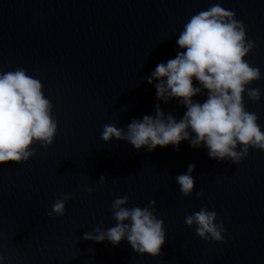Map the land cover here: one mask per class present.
<instances>
[{"label":"water","instance_id":"95a60500","mask_svg":"<svg viewBox=\"0 0 264 264\" xmlns=\"http://www.w3.org/2000/svg\"><path fill=\"white\" fill-rule=\"evenodd\" d=\"M215 4L246 25L255 43L246 59L264 75V0H0V71L22 67L39 79L58 121L51 146L37 144L27 162L0 165L5 264H264V150L250 149L235 164L188 141L178 151L149 152L101 138L105 124L126 127L155 115L157 103L177 119L184 115L178 99L157 101L147 77L181 50L188 20ZM249 87L264 93V78ZM245 105L264 125V95L259 102L245 95ZM190 164L194 191L186 197L175 177ZM65 193L72 195L65 215L50 217ZM125 195L128 207L156 201L167 234L161 256L139 255L126 240L84 239L116 224L112 203ZM204 205L224 221L223 242L206 241L185 223Z\"/></svg>","mask_w":264,"mask_h":264},{"label":"clouds","instance_id":"9594fccd","mask_svg":"<svg viewBox=\"0 0 264 264\" xmlns=\"http://www.w3.org/2000/svg\"><path fill=\"white\" fill-rule=\"evenodd\" d=\"M177 45L181 50L175 58L159 63L147 80L156 88L157 101L178 99L186 108L184 115L177 119L157 103L155 115L134 118L126 127L105 124L102 140H123L136 150L149 152L158 146H172L178 151L181 142L188 141L193 148L206 149L210 158L235 164L246 158L250 149L264 150V125L245 105V95L253 102L261 100V89L249 86L264 75L246 59L255 43L247 38L243 21L235 12L215 4L188 20ZM198 95H206V99L194 100ZM53 108L42 82L27 69L0 71V165L27 162L36 155L35 145L47 149L53 144L58 132ZM195 167L190 164L186 173L175 177L186 197L194 191ZM99 180L103 184L106 177L101 175ZM87 192L91 194L93 188L88 187ZM197 196H203V192ZM71 199V194H62L48 215L64 216ZM128 204V196H117L111 208L116 224L108 229L97 227L85 233L84 239L97 243L107 240L113 245L126 240L139 255L161 256L167 234L156 201L145 207ZM185 223L194 226L196 234L206 241L225 240L224 221L207 205L187 215ZM0 264H5L3 255Z\"/></svg>","mask_w":264,"mask_h":264}]
</instances>
